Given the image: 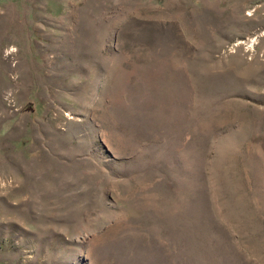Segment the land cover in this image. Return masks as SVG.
I'll use <instances>...</instances> for the list:
<instances>
[{"label":"rangeland","instance_id":"1","mask_svg":"<svg viewBox=\"0 0 264 264\" xmlns=\"http://www.w3.org/2000/svg\"><path fill=\"white\" fill-rule=\"evenodd\" d=\"M0 264H264V0H0Z\"/></svg>","mask_w":264,"mask_h":264}]
</instances>
